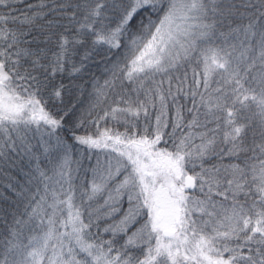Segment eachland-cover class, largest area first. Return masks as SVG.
<instances>
[{"label": "snow or ice", "instance_id": "snow-or-ice-1", "mask_svg": "<svg viewBox=\"0 0 264 264\" xmlns=\"http://www.w3.org/2000/svg\"><path fill=\"white\" fill-rule=\"evenodd\" d=\"M0 264H264V0H0Z\"/></svg>", "mask_w": 264, "mask_h": 264}]
</instances>
